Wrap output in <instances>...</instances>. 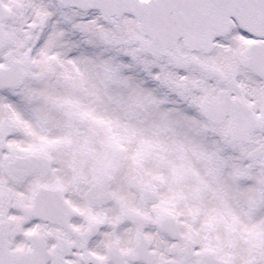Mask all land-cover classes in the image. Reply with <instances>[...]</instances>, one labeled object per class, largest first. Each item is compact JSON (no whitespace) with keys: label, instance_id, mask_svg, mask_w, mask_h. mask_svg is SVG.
<instances>
[{"label":"snow or ice","instance_id":"snow-or-ice-1","mask_svg":"<svg viewBox=\"0 0 264 264\" xmlns=\"http://www.w3.org/2000/svg\"><path fill=\"white\" fill-rule=\"evenodd\" d=\"M0 264H264V0H0Z\"/></svg>","mask_w":264,"mask_h":264}]
</instances>
